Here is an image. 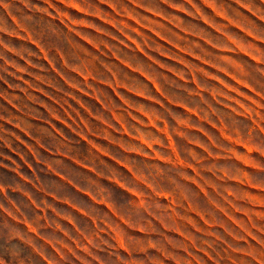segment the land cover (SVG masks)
Segmentation results:
<instances>
[{
	"label": "rangeland",
	"instance_id": "1",
	"mask_svg": "<svg viewBox=\"0 0 264 264\" xmlns=\"http://www.w3.org/2000/svg\"><path fill=\"white\" fill-rule=\"evenodd\" d=\"M0 264H264V0H0Z\"/></svg>",
	"mask_w": 264,
	"mask_h": 264
},
{
	"label": "clouds",
	"instance_id": "2",
	"mask_svg": "<svg viewBox=\"0 0 264 264\" xmlns=\"http://www.w3.org/2000/svg\"><path fill=\"white\" fill-rule=\"evenodd\" d=\"M5 259H9V257H4Z\"/></svg>",
	"mask_w": 264,
	"mask_h": 264
}]
</instances>
